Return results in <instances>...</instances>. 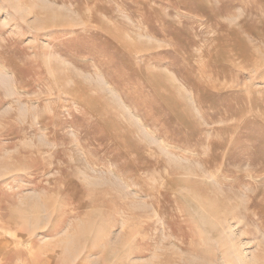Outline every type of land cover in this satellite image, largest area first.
<instances>
[{
  "label": "rangeland",
  "instance_id": "374dc122",
  "mask_svg": "<svg viewBox=\"0 0 264 264\" xmlns=\"http://www.w3.org/2000/svg\"><path fill=\"white\" fill-rule=\"evenodd\" d=\"M214 263L264 264V0H0V264Z\"/></svg>",
  "mask_w": 264,
  "mask_h": 264
},
{
  "label": "bare ground",
  "instance_id": "6f19581e",
  "mask_svg": "<svg viewBox=\"0 0 264 264\" xmlns=\"http://www.w3.org/2000/svg\"><path fill=\"white\" fill-rule=\"evenodd\" d=\"M210 230V229H209ZM212 232H214V231H212ZM228 233V232H227ZM217 235H219V234H217ZM227 235V234H226ZM221 236V235H220ZM220 236H218V237H220ZM236 236V235H235ZM220 238H222V237H220ZM232 238V237H231ZM220 240V239H219ZM223 246V245H222ZM222 250V249H221ZM232 251V250H231ZM233 252V251H232ZM226 253H228V252H226ZM206 254V253H205ZM230 254V253H229ZM231 255V254H230ZM226 256V255H225ZM224 256V257H225ZM213 257V256H212ZM192 261V260H191ZM233 261V260H232ZM193 262V261H192ZM195 262V261H194ZM196 263V262H195ZM236 263H238V262H236ZM215 264V263H214Z\"/></svg>",
  "mask_w": 264,
  "mask_h": 264
}]
</instances>
